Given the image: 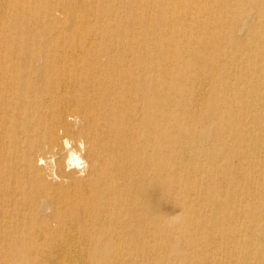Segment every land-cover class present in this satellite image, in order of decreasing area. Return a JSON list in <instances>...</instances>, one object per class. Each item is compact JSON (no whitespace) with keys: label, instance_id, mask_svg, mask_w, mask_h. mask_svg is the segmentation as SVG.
<instances>
[{"label":"bare ground","instance_id":"obj_1","mask_svg":"<svg viewBox=\"0 0 264 264\" xmlns=\"http://www.w3.org/2000/svg\"><path fill=\"white\" fill-rule=\"evenodd\" d=\"M0 264H264V0H0Z\"/></svg>","mask_w":264,"mask_h":264},{"label":"clouds","instance_id":"obj_2","mask_svg":"<svg viewBox=\"0 0 264 264\" xmlns=\"http://www.w3.org/2000/svg\"><path fill=\"white\" fill-rule=\"evenodd\" d=\"M178 215V214H177Z\"/></svg>","mask_w":264,"mask_h":264}]
</instances>
